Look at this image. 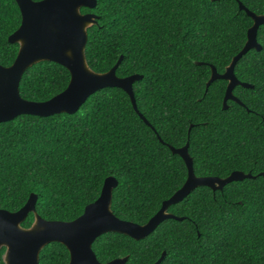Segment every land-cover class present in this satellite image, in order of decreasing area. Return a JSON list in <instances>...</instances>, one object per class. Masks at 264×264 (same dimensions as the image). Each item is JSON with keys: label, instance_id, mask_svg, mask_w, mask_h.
Returning a JSON list of instances; mask_svg holds the SVG:
<instances>
[{"label": "trees", "instance_id": "16d2710c", "mask_svg": "<svg viewBox=\"0 0 264 264\" xmlns=\"http://www.w3.org/2000/svg\"><path fill=\"white\" fill-rule=\"evenodd\" d=\"M238 2L264 15V0H157L151 13L147 8L137 10L170 20L171 31H161L159 36L122 31L125 15L132 13L118 15L112 0H96L93 9L82 7V13L98 16L96 24L87 29L85 56L89 67L105 72L122 56L115 73L118 77L141 75L132 83V90L138 112L152 128L133 110L128 95L116 87L96 91L74 114H24L0 123V141L8 157L0 181V209L16 211L33 193L40 217L71 221L98 198L105 178L112 176L117 186L112 191L111 211L121 220L143 224L184 183V162L169 146L179 148L188 143L195 175L223 178L238 170L254 177L227 183L222 190L195 188L167 208L182 220L165 219L143 239L114 232L98 236L92 243L97 260L104 263L127 256L125 264H153L164 252L159 264H264V24L256 33L261 50L250 49L234 66L238 81L251 85L233 89L242 104L227 100V108L222 109L225 80L216 79L206 87L209 65L223 73L243 47L253 23L238 8ZM118 11L124 13V8ZM20 19L14 0H0V65L4 67L16 57L18 44L9 43L7 38ZM146 39L152 41L151 48L144 47ZM69 78L63 66L42 61L24 72L19 93L28 101H45L64 90ZM169 82L171 87L164 88L161 98L156 88ZM100 111L109 113L119 140L133 145L140 154L136 159L142 171L125 177L116 167L118 161H110L100 169H81L71 190L52 180L34 182L32 177L38 169L34 171L30 165L34 159L39 162L41 137L71 130L75 121L87 122ZM217 121L222 128L239 131L227 141L222 153L214 151L209 142L208 125ZM211 134L215 135L214 130ZM33 219L29 213L21 226L29 227ZM177 235L184 238V244L171 247L170 241ZM4 251L2 247L0 264H4ZM68 261L65 246L53 242L40 250L38 264Z\"/></svg>", "mask_w": 264, "mask_h": 264}, {"label": "water", "instance_id": "95a60500", "mask_svg": "<svg viewBox=\"0 0 264 264\" xmlns=\"http://www.w3.org/2000/svg\"><path fill=\"white\" fill-rule=\"evenodd\" d=\"M14 1L19 9L21 19L19 26L8 36L7 41L18 44V50L11 65L7 67L0 65V120H2L0 123L24 114L40 117L59 113L74 114L96 91L102 88L116 87L128 95L133 110L146 125L150 126L145 117L138 112L132 90V83L141 79V75L118 77L115 71L122 56L105 72H95L87 63L85 56L87 29L96 24L98 16L92 12L82 13L80 9L82 7L95 8L96 0ZM238 8L246 12L253 20L246 32V41L241 50L232 57L223 73L219 74L214 66L209 65L211 73L206 82V87L216 79L227 82L222 109L227 108V100L242 104L232 93L236 85L244 88L251 87L250 84L240 82L235 77L236 62L250 49L261 50V46L256 40V33L259 26L264 24V15H257L249 11L240 2H238ZM42 61L54 62L67 69L70 75L68 88L64 93L59 92L60 94H56L57 96L48 99L49 101L25 100L19 93L21 78L30 66ZM78 74L81 75V80L79 87L74 88ZM187 147L188 143L179 148L169 146L170 151L183 160L187 176L182 186L164 200L155 214L143 224L121 220L111 211L112 191L117 186V180L112 176L105 178L100 191L101 195L99 194L100 197L97 198L96 203L100 210L94 211L84 223H78L83 212L71 221L43 219L35 210L36 196L33 193L16 211L0 209V249L5 248L4 264H38L40 250L53 242L65 246L69 253L68 264H125L127 256L114 258L104 263L99 262L92 250L93 241L98 236L111 232L124 234L134 240L143 239L165 219L182 220V217L168 212L167 208L181 201L195 188L206 186L212 191L222 190L227 183L254 177L250 173L238 170L232 171L223 178L197 176L193 171V162ZM261 175H264V172ZM108 195L109 210L116 219L110 217V214L105 211ZM90 207L88 204L84 207L86 213ZM29 213L33 214V222L27 228L22 227L21 223ZM164 254L163 252L153 264H159Z\"/></svg>", "mask_w": 264, "mask_h": 264}, {"label": "snow or ice", "instance_id": "6c2138e0", "mask_svg": "<svg viewBox=\"0 0 264 264\" xmlns=\"http://www.w3.org/2000/svg\"><path fill=\"white\" fill-rule=\"evenodd\" d=\"M161 2L189 3L194 2V0H161ZM112 3L116 7L118 15H125L128 12L132 13L131 15H125L126 24L121 25L122 31L135 30L144 36L149 34L159 36L161 31L166 34L171 31L170 20H165L163 16L145 15L143 12L137 11L147 8L148 12L151 13V6L156 4L157 0H112ZM121 8H124V13L118 11ZM144 47L151 48L152 41L146 39ZM80 80L81 75L78 74L74 88L79 87ZM170 87L171 82L163 86L158 85L156 91L163 98L164 88ZM67 88L68 86L60 93H64ZM17 97L21 99L18 95ZM110 124L112 127H109ZM208 128L210 132L209 142L213 145L214 151L219 153H222L226 148L228 140L239 135L238 129L220 127L219 121L215 125L209 124ZM213 130L215 135L211 134ZM114 135L116 139H113ZM216 137L220 138L219 141H217ZM41 142L43 151L39 157V162L34 159L32 165H30L34 166V171L38 169L36 175L32 177L34 182L44 183L46 179L52 180L60 187L71 190L75 186L72 182L76 180V174L81 169H100L105 167L110 161H118L116 167L125 177L130 172L142 171V166L136 159L140 154L134 149L133 145L119 140V133L112 123L109 113L104 111L93 115L87 122L75 121L71 126V130L62 129L54 135L41 137ZM239 145H243V138L239 141ZM7 159L5 146L0 141V181L4 178ZM24 163H28V161L25 160ZM97 201L98 199L88 204L91 207L87 213L85 208L83 209V215L80 216L78 223L86 222L94 211L100 210L96 203ZM108 204L109 195L105 211L110 214V217H114L109 210ZM197 235L199 234L197 233ZM182 244H184V238L179 235L173 237L170 241V246L174 248H179Z\"/></svg>", "mask_w": 264, "mask_h": 264}, {"label": "flooded vegetation", "instance_id": "af4514ba", "mask_svg": "<svg viewBox=\"0 0 264 264\" xmlns=\"http://www.w3.org/2000/svg\"><path fill=\"white\" fill-rule=\"evenodd\" d=\"M252 178V177H251Z\"/></svg>", "mask_w": 264, "mask_h": 264}]
</instances>
